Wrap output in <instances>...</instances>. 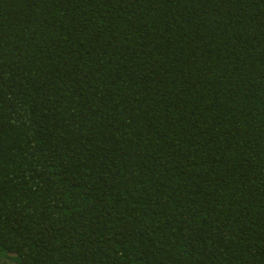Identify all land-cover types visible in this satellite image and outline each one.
Instances as JSON below:
<instances>
[{
    "label": "trees",
    "instance_id": "obj_1",
    "mask_svg": "<svg viewBox=\"0 0 264 264\" xmlns=\"http://www.w3.org/2000/svg\"><path fill=\"white\" fill-rule=\"evenodd\" d=\"M0 264H264V0H0Z\"/></svg>",
    "mask_w": 264,
    "mask_h": 264
}]
</instances>
